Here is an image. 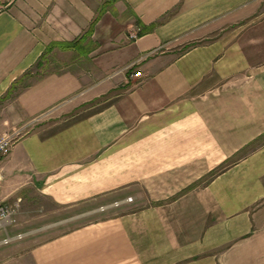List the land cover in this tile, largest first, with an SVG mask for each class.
<instances>
[{"label":"crops","instance_id":"obj_1","mask_svg":"<svg viewBox=\"0 0 264 264\" xmlns=\"http://www.w3.org/2000/svg\"><path fill=\"white\" fill-rule=\"evenodd\" d=\"M5 96L0 203L102 216L22 264H264V0H0Z\"/></svg>","mask_w":264,"mask_h":264},{"label":"rangeland","instance_id":"obj_2","mask_svg":"<svg viewBox=\"0 0 264 264\" xmlns=\"http://www.w3.org/2000/svg\"><path fill=\"white\" fill-rule=\"evenodd\" d=\"M215 34H217V33H214L209 38L211 39V38L215 37ZM198 43H201L200 39H197L192 44H198ZM190 46H192V45L183 46L181 48V51H179V52L185 51ZM47 67L50 70L51 67L49 65ZM47 70L43 69L41 72H46ZM6 100H7L6 96L4 99L0 100V137H2L3 135H7V136L13 135L15 137L14 139L17 141L21 137H23L30 129L26 128V129H23L16 134H14V130L12 127V125H13L12 121L7 116ZM143 194L145 195V197H147L148 201L151 200L150 199V195H151L150 193H146V190H145V193L143 192ZM126 200H128V198ZM126 200H125V202H126ZM131 200H133V199L131 198ZM17 202L19 204H18L17 209L15 210V213L13 214V216L11 218L12 224L6 229V231H3L0 229V242L4 238L7 237V234L10 238H14L18 235H23V238H24L25 236H30V235L35 234V233H42L43 231H48L47 233L49 236H54V235L61 234L63 232L72 230L73 228L87 224L89 222H92V221L102 217V216H97L95 214H90L87 217L81 218L77 221H71V220L65 221V219H63L64 221H61L60 224L54 222V223H48V225H49L48 226L47 223L44 224V223L40 222V220H41L40 218L42 216H44V214H42L43 209H41V207H39V206L37 207L35 205L32 209V211L35 213V214H33L34 216L32 218V219H35V221H32L29 219V217L27 215H25L24 210H26L27 208H26V206L24 207L22 205L21 199H19V198L18 199H12V200L4 201L1 203L2 204L3 203L8 204V205H14ZM115 204H118V203H115ZM66 220H68V219H66ZM29 240H30V238H24L21 240H14L11 243L6 244V245L0 244V264H22V257H20V255L16 252H17V250L21 249V247H23V245H25V243Z\"/></svg>","mask_w":264,"mask_h":264},{"label":"built area","instance_id":"obj_3","mask_svg":"<svg viewBox=\"0 0 264 264\" xmlns=\"http://www.w3.org/2000/svg\"><path fill=\"white\" fill-rule=\"evenodd\" d=\"M130 39L136 40L137 39V33L131 34ZM135 77H140L139 73L134 74ZM16 134V133H14ZM15 137L13 135L7 136L3 135L0 137V163L8 157V155L11 152L12 147L14 146L16 140L14 139ZM3 182V176H2V169L0 167V186ZM126 202H132L131 198H128ZM18 202L15 203L14 205H8V204H2L0 203V229L3 231H6V229L12 224V216L15 213V210L18 207ZM116 206L118 204H115ZM23 239V235H18L14 238H10L7 234V237L4 238L0 244L6 245L11 243L14 240H21Z\"/></svg>","mask_w":264,"mask_h":264},{"label":"trees","instance_id":"obj_4","mask_svg":"<svg viewBox=\"0 0 264 264\" xmlns=\"http://www.w3.org/2000/svg\"><path fill=\"white\" fill-rule=\"evenodd\" d=\"M95 22H96V21H95ZM94 24H95V23H93V24L91 25V28L89 29V31L87 32V34L91 32L92 27L94 26Z\"/></svg>","mask_w":264,"mask_h":264}]
</instances>
